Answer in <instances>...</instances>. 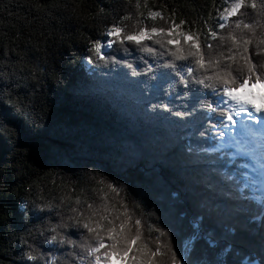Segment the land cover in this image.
Returning <instances> with one entry per match:
<instances>
[{"label":"trees","instance_id":"trees-1","mask_svg":"<svg viewBox=\"0 0 264 264\" xmlns=\"http://www.w3.org/2000/svg\"><path fill=\"white\" fill-rule=\"evenodd\" d=\"M223 5L149 4L165 15L174 7L173 18L193 31L203 20L214 24ZM124 10L120 0H0V49L12 53L16 69L12 80L4 76L11 87L0 88V264H30L22 259L25 241L59 255L43 243L58 217L39 207H68L77 198L103 207L107 193L92 176L126 188L142 209L149 241L158 235L153 227L164 228L187 264H262L263 207L213 149L214 132L200 136L208 125L196 97L182 95L167 73L152 82L121 65L86 60L90 41H105L107 25ZM115 54L141 63V53ZM164 103L193 115L150 111Z\"/></svg>","mask_w":264,"mask_h":264},{"label":"snow or ice","instance_id":"snow-or-ice-1","mask_svg":"<svg viewBox=\"0 0 264 264\" xmlns=\"http://www.w3.org/2000/svg\"><path fill=\"white\" fill-rule=\"evenodd\" d=\"M120 3L125 10L107 25V42L90 41L86 57L90 64L121 65L130 76L152 82L164 73L171 75L183 87L182 95L195 96L194 107L206 114L208 126L200 132L202 137L214 132L223 141L236 127L250 136L264 135V0H221L225 7L216 10L214 24L203 20L195 31L185 28L189 21L173 18L174 7L165 15L162 6L150 7V0ZM149 20L153 23L146 24ZM128 22H133L131 28ZM121 52L125 57L141 53V63L118 59L115 53ZM11 60L12 53L0 49V88L11 87L4 80L6 73L12 80L16 72ZM197 93L209 95L201 99ZM156 110L181 119L193 115L191 109L174 110L168 103L150 106V111ZM90 179L107 193L103 207L79 198L68 207L63 202L41 205L39 211L58 217L46 229L43 243L59 255L25 241L28 250L23 260L30 264H187L170 246L171 234L164 228L153 227L150 231L158 235L149 241L143 217L138 215L142 209L129 201L126 188L107 177ZM187 247L190 244L186 251Z\"/></svg>","mask_w":264,"mask_h":264},{"label":"rangeland","instance_id":"rangeland-1","mask_svg":"<svg viewBox=\"0 0 264 264\" xmlns=\"http://www.w3.org/2000/svg\"><path fill=\"white\" fill-rule=\"evenodd\" d=\"M225 7V5H223V8ZM223 8L221 9V11L223 10ZM107 39H109L108 37H106ZM107 39L105 41H103L102 43H106ZM103 52V50H102ZM228 138H231L232 141L231 142H227ZM242 142V137L238 134V132L233 129L232 133L230 135H228L227 137L224 138V140H220V149H227V148H232V158L234 159L236 156L238 155H242V154H247L248 155V151H250L251 149H245L244 148V144H240ZM250 147V145H249ZM249 157V155H248ZM261 167V166H260ZM256 170V173H258V168ZM247 169H248V175H247V179L248 182L247 184L251 187L252 193L254 194V196H256L258 199H262L264 197V182L261 181L262 179V175L261 174H255L254 170L251 167V163L250 161H247ZM264 171V169H262ZM264 180V179H262Z\"/></svg>","mask_w":264,"mask_h":264},{"label":"bare ground","instance_id":"bare-ground-1","mask_svg":"<svg viewBox=\"0 0 264 264\" xmlns=\"http://www.w3.org/2000/svg\"><path fill=\"white\" fill-rule=\"evenodd\" d=\"M252 159H253L254 163L259 162V160L255 158V156H252ZM260 166L261 167L258 168V173H256V171H255V174H261L262 175V179H264V171L262 170V169H264V166L263 165H260Z\"/></svg>","mask_w":264,"mask_h":264}]
</instances>
